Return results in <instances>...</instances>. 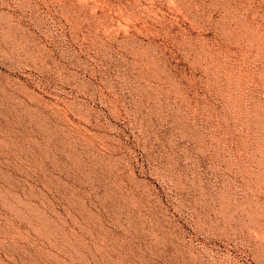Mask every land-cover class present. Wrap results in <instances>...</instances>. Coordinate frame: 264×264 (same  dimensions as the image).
<instances>
[{
    "label": "rangeland",
    "instance_id": "obj_1",
    "mask_svg": "<svg viewBox=\"0 0 264 264\" xmlns=\"http://www.w3.org/2000/svg\"><path fill=\"white\" fill-rule=\"evenodd\" d=\"M0 264H264V8L0 0Z\"/></svg>",
    "mask_w": 264,
    "mask_h": 264
},
{
    "label": "bare ground",
    "instance_id": "obj_2",
    "mask_svg": "<svg viewBox=\"0 0 264 264\" xmlns=\"http://www.w3.org/2000/svg\"><path fill=\"white\" fill-rule=\"evenodd\" d=\"M250 4L264 8V0H247Z\"/></svg>",
    "mask_w": 264,
    "mask_h": 264
}]
</instances>
